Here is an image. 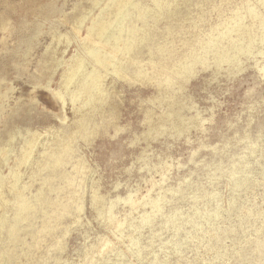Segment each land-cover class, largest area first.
Listing matches in <instances>:
<instances>
[{"label": "rangeland", "instance_id": "374dc122", "mask_svg": "<svg viewBox=\"0 0 264 264\" xmlns=\"http://www.w3.org/2000/svg\"><path fill=\"white\" fill-rule=\"evenodd\" d=\"M190 1L189 19L150 22L148 45L120 59L125 78L106 73L107 91L93 93L102 107L77 112L67 73L112 0H0V264H264L262 44L240 71L197 65L173 99L133 77L151 72L149 47L166 43L187 63L192 32L223 31L215 2L224 16L239 9L253 33L249 0ZM28 133L37 145L19 167L25 206L10 187Z\"/></svg>", "mask_w": 264, "mask_h": 264}, {"label": "bare ground", "instance_id": "6f19581e", "mask_svg": "<svg viewBox=\"0 0 264 264\" xmlns=\"http://www.w3.org/2000/svg\"><path fill=\"white\" fill-rule=\"evenodd\" d=\"M147 1L146 0H112L111 3L112 8L110 9V11L108 12L103 11L105 13V16H102L101 18L99 17V19H97L93 23L92 27H90V29L88 30L87 43H86L87 53L85 54L86 57L85 58L82 57L80 59L75 60L69 67V73H67L68 75L67 84L69 88H71L70 94L73 99L72 103L75 111L80 112L84 107L87 106L92 110H98L100 107L103 106V104L100 103V101L97 102V99L94 98L95 94L93 93L97 90L100 91L101 93H105L107 91L105 88L106 87L105 78L107 76L106 73L110 69L120 77L125 78L123 67H121L123 65L121 64L120 59L122 57H128L131 59L137 57V55L139 54L137 53V50L141 49V47H143L144 44L148 45V43L152 40L150 29L152 28V25H155V23L158 22L159 20L158 18L165 16L167 18L177 17V19L184 20V19H189L192 16V11L190 10L189 7V5L191 4L190 0H181L182 1L181 5L184 4V6L186 7V10L184 11H181V7L178 6L177 3L175 2L176 0H150L151 3L149 4L146 3ZM204 1L205 0H200L197 3V5L199 4L204 5L205 4ZM223 1L226 0H221V3ZM213 4H214L213 9L211 10L217 11L219 18H221V20H223L224 23L227 25L225 26V29L223 31L219 30L216 26H213L206 35V37L200 39L196 37L198 36L196 32H192L191 37H189L190 39L189 40L187 39L183 43V46L184 49L188 51L187 57L189 61L190 62L195 61L193 64H187L189 63V61H187V63H184V59H179L180 61L178 63H174L173 60L175 56L173 49L169 48L168 44L166 43H158L155 45V47H149V54H150L149 60L151 65V72H149V70L147 71V68L146 71L144 70V68L140 70L136 69L133 72V77L137 80L139 79L140 80L148 79L151 81L155 80L161 86L158 87L160 88L159 91L160 95L162 97L173 99L174 94L172 93V91H174L176 88L179 90L183 89L184 82H186L192 76H194L197 65L207 67L210 64L209 62L213 61L212 63H214V65L220 67L222 66V64L228 63L229 65H232V67L236 68V70L240 71L243 65L241 57L245 55L248 57L249 55H253L255 52V43L257 45L262 44V46L259 47L257 50L259 54L264 56V13L260 11L262 9L264 10V0H257V3L255 2V4L249 0L247 9H248V14L253 22V26H254L253 33L249 29V27L244 23L246 17L244 18L240 14L239 9L237 8L232 9L231 15L227 14L226 16H224L225 10H223L222 8L223 5L220 3L217 4L216 2ZM133 16H136L137 18L134 19ZM195 18H196L195 16L192 17V19H194L193 24H195L198 21L197 19L195 20ZM205 18L206 15H201V14L198 15L199 20H204ZM150 22H153L151 28H149ZM224 23L221 24L224 25ZM172 31H174V29H170V32ZM130 52L133 53L135 56H131ZM258 65H259V70L262 71V74H264V64L258 63ZM242 71H244V69ZM106 82L108 83L107 80ZM83 98H85L84 101L81 100ZM169 104L170 106L168 108L167 113L168 116L169 115L172 116L174 110L172 109L173 104L171 103ZM116 107L118 108V106ZM193 109L197 110V108H193ZM143 121H145V118ZM200 128H202V126ZM51 138L52 141L55 142L57 141V139L55 138V133L51 135ZM24 140H25V147L23 148V151L20 154V157L18 158L19 162L17 166H15V171L13 172L14 182H12L10 188H11L12 196L14 197L13 199L16 200V203L18 202V199L23 198L24 200L23 205L28 206L29 203L27 202L23 193V185L21 184V173H20L21 168L19 167L22 164L32 163L31 161L29 162V159L32 156L33 148L37 145V138L33 134L28 133L26 138H24ZM253 145L254 144H252V146ZM55 155L56 154L53 151L47 150V157L49 156L53 158ZM59 161L60 158L57 157L56 162ZM33 169L36 170L35 167ZM34 172L32 171L31 177L35 175ZM4 181L5 180L0 177V189L3 188ZM94 197H95L94 200L98 201L96 198V194L94 195ZM3 223H4V217H1L0 224ZM151 223L152 222H149V224ZM136 242H138L137 244H140L139 241H137V239ZM125 262L127 261L125 260ZM125 262L123 261L122 264H128ZM165 262L166 261H164V263Z\"/></svg>", "mask_w": 264, "mask_h": 264}]
</instances>
